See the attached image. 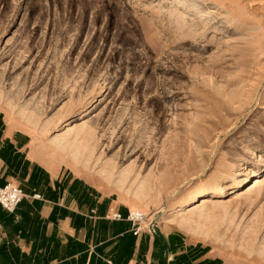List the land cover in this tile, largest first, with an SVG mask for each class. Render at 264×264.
Wrapping results in <instances>:
<instances>
[{
  "label": "rangeland",
  "instance_id": "1",
  "mask_svg": "<svg viewBox=\"0 0 264 264\" xmlns=\"http://www.w3.org/2000/svg\"><path fill=\"white\" fill-rule=\"evenodd\" d=\"M0 108L164 229L264 264V0H0Z\"/></svg>",
  "mask_w": 264,
  "mask_h": 264
},
{
  "label": "crops",
  "instance_id": "2",
  "mask_svg": "<svg viewBox=\"0 0 264 264\" xmlns=\"http://www.w3.org/2000/svg\"><path fill=\"white\" fill-rule=\"evenodd\" d=\"M51 146L0 108V186L25 194L12 212L0 205V264H237L178 228L134 235L133 206L53 159Z\"/></svg>",
  "mask_w": 264,
  "mask_h": 264
},
{
  "label": "built area",
  "instance_id": "3",
  "mask_svg": "<svg viewBox=\"0 0 264 264\" xmlns=\"http://www.w3.org/2000/svg\"><path fill=\"white\" fill-rule=\"evenodd\" d=\"M25 197L22 189L11 183H7L0 186V205L7 211H14L17 205ZM33 198L39 197L38 194H33ZM110 219L121 220L123 217L120 213H112L108 216ZM126 220L130 221L132 224V233L138 235L141 232L148 234H154L158 228V222L156 219L149 217L147 214L140 210H130L128 211Z\"/></svg>",
  "mask_w": 264,
  "mask_h": 264
},
{
  "label": "bare ground",
  "instance_id": "4",
  "mask_svg": "<svg viewBox=\"0 0 264 264\" xmlns=\"http://www.w3.org/2000/svg\"><path fill=\"white\" fill-rule=\"evenodd\" d=\"M253 180H254L253 185H255L256 183H258V182L260 181L259 178H254ZM253 180H252V181H253ZM209 193H210V192H208V194H209ZM221 194H222V192L219 191V195H221ZM201 199H203V200L201 201V204L209 201V200L207 199L206 196H203Z\"/></svg>",
  "mask_w": 264,
  "mask_h": 264
}]
</instances>
